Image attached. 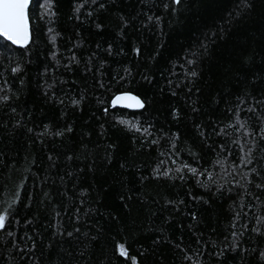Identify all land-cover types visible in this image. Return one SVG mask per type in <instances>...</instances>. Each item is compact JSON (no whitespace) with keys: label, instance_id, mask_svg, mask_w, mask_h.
<instances>
[{"label":"trees","instance_id":"16d2710c","mask_svg":"<svg viewBox=\"0 0 264 264\" xmlns=\"http://www.w3.org/2000/svg\"><path fill=\"white\" fill-rule=\"evenodd\" d=\"M28 17V47L0 38V264H264V0Z\"/></svg>","mask_w":264,"mask_h":264},{"label":"snow or ice","instance_id":"6c2138e0","mask_svg":"<svg viewBox=\"0 0 264 264\" xmlns=\"http://www.w3.org/2000/svg\"><path fill=\"white\" fill-rule=\"evenodd\" d=\"M180 2L181 0H174V3L176 4H179ZM27 7L28 0H0V36L6 38L8 41H11L16 45H25L28 43L29 19L26 11ZM55 39L56 37L53 36L52 40L55 41ZM18 70L19 69H13L14 72ZM192 75L195 76L196 73L193 72ZM117 102H129L125 105L127 107H143V104L139 99L130 95H121L115 97L112 103L113 105H115ZM73 103H78V101H74ZM121 123L127 124L129 122L122 121ZM132 126L135 127V125ZM240 126L243 127L244 125L241 124ZM137 130L139 131V129ZM144 131H147V129H145ZM241 162L242 164L251 163V161L247 158L242 159ZM183 168H187L188 171L193 175H204V173H198L196 168H193L186 164L180 168H177L176 171L181 172ZM164 175L167 176L168 172H164ZM208 178L211 179V173L208 174ZM7 220L8 213L7 210H4V214H0V229H4L6 227ZM233 235L235 236V233H233ZM119 254L125 257L128 256L124 245H119Z\"/></svg>","mask_w":264,"mask_h":264},{"label":"water","instance_id":"95a60500","mask_svg":"<svg viewBox=\"0 0 264 264\" xmlns=\"http://www.w3.org/2000/svg\"><path fill=\"white\" fill-rule=\"evenodd\" d=\"M31 1L32 0H28V7H27V15H28V11H29V8H30V5H31ZM29 19V17H28ZM0 38L2 40H4L6 43L10 44L12 47L16 48V49H25L26 47L29 46L30 42H31V26H30V21H29V40H28V43L25 44V45H16V44H13L11 41H8L6 38L0 36ZM121 95H130V96H134L136 97L137 99H139L141 101V103L143 104V107H127L125 106L127 103L129 102H117L115 105H113L112 101L115 99V97L117 96H121ZM109 108L110 110H123V111H127V112H131V113H137V112H141L144 108V103L143 101L137 97L136 95L132 94V93H120V94H117L115 95L111 101H110V104H109Z\"/></svg>","mask_w":264,"mask_h":264}]
</instances>
